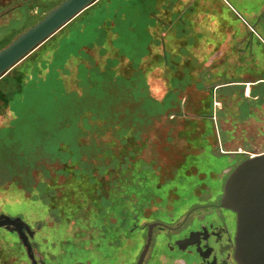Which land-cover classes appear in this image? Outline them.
Returning a JSON list of instances; mask_svg holds the SVG:
<instances>
[{
    "label": "rangeland",
    "instance_id": "374dc122",
    "mask_svg": "<svg viewBox=\"0 0 264 264\" xmlns=\"http://www.w3.org/2000/svg\"><path fill=\"white\" fill-rule=\"evenodd\" d=\"M6 1V7L0 9V49L63 0ZM143 1L146 0L97 1L89 12L79 16L83 21L81 27L72 22L66 31L49 40L48 47L57 46L62 37H70L80 28L78 39L89 41L92 30L95 32L98 28L95 21H100L101 10L115 23L108 27L105 22L101 23L100 31L111 44L116 41L117 50L123 53L118 56L107 43L103 56H99L97 47L87 49L85 52L97 69L84 66L81 87L76 86V61H69L64 66L66 74L60 76L61 85L45 84L42 78V85L28 89L26 95L19 97L25 103L15 104L16 115L0 108V215L20 219L33 232L29 238L31 249L49 264L82 262L81 242L90 235L92 237L97 229V224L83 223V212L89 201L95 198L93 190L98 185L103 193L113 179L112 187L122 185V168L120 172L117 170L119 174L111 172L117 163L123 165L131 161V158L127 159L128 154H133L136 160L149 167L150 178H154L148 191H142V207L137 202L140 217L135 224H142L153 220L164 209L169 212L170 205H178L182 213L190 203H198L200 196L195 200L197 189L189 187L200 184L208 187L214 181L207 176L200 181L196 174H217L235 162V155L219 154V149L224 153L246 152L252 156L264 152V86L257 82L254 89H248L247 98V90H241V83H245L246 89L247 82L264 78L258 62L250 66L254 58L249 60V50L245 51L241 44V39L248 35L244 23L250 26L260 0H148L154 11V24L145 22L139 13ZM179 17L182 18L183 32L175 27ZM253 32L255 42V35L259 32L254 28ZM150 37L152 44L147 57L145 44ZM189 39L193 40V45H185L184 41ZM252 45L258 61L256 46ZM46 56L41 53L26 57L16 66L19 70L28 67V76L34 71H39L42 76L45 71L40 69V61ZM114 56L121 59L115 58L113 72L104 75L101 72L104 59ZM129 61L133 63L128 65ZM169 66L174 70L169 71ZM111 74L112 78L106 77ZM9 77L0 82V89H5ZM173 78L177 79L172 83L174 86L170 82ZM138 79L146 85V89H142L145 97ZM88 82L91 84L89 89L86 88ZM221 85L226 86L213 91ZM6 89L16 88L11 84ZM147 99L157 104L154 107L157 106L158 112L152 115L145 112L140 116L143 110L151 107ZM80 105L109 111L113 108L111 118L114 121L110 124L90 121L85 112L81 114L82 120L75 123L81 133L78 144L90 148L89 153L94 151L85 160L91 165L90 178L79 173H58L62 164L37 149L46 144V149L52 151L58 139L57 124L60 122L64 127L70 124L65 122L74 119L65 110ZM151 109L155 112V108ZM131 110L139 114V122H134L133 116L130 118ZM11 125L13 130L7 132L6 128ZM126 127L129 132L117 137L115 131ZM72 138L76 139V136ZM124 138L128 141L126 144L121 142ZM8 141L13 145L10 153L14 154L25 145L30 151L19 170L27 174L31 189L22 190V185L9 183L11 169L8 160L3 158ZM31 154L35 156L31 157ZM119 155H123L122 158ZM70 168L75 170L77 167ZM172 171V179L163 181L171 177ZM162 182L164 189L160 186ZM37 185L38 191L34 189ZM181 185L186 186L189 194L179 191ZM151 191H159V196L151 198ZM176 197L189 202L174 200ZM129 207L130 202L125 201L124 209L130 210ZM156 207L162 209L155 210ZM112 221L109 220L108 226ZM85 247L91 249L94 245ZM137 251V248L132 250L131 257ZM105 253L110 254L108 250ZM121 257L124 259L125 254ZM24 262V251L16 236L0 230V264Z\"/></svg>",
    "mask_w": 264,
    "mask_h": 264
},
{
    "label": "trees",
    "instance_id": "16d2710c",
    "mask_svg": "<svg viewBox=\"0 0 264 264\" xmlns=\"http://www.w3.org/2000/svg\"><path fill=\"white\" fill-rule=\"evenodd\" d=\"M101 1V0H99ZM98 1V2H99ZM96 4L92 5L90 8L86 9L85 11H83L79 16H81L82 14H85L87 12H89V10L91 8H93L94 6H96ZM142 8H140V14L142 15V17L145 19L146 21H151L152 24L155 23V20L153 19V14L154 11L151 8V5L149 4V1H143V4H141ZM99 13L102 14L101 19L99 21V19H97L95 22L98 23V28H96L95 32L94 29L92 30V32L90 33L91 39L87 42L78 39L79 36V31L80 28L78 29V31L72 35V36H67V37H62V41H59L58 45L56 46L55 44H53L54 46L48 47V42H50L49 40L53 39L55 35L63 32L64 30L66 31V29L70 26V24L73 22H76V25H79L78 27H81V25L83 24L82 19H80L79 16H77L75 19H73L70 23H68L65 27H63L61 30H59L55 35H53L52 37H50L45 43H43L37 50H35L32 54H30L27 58L29 57H33L36 55H41V53L43 54H47L46 57H48L46 59H43L42 61H40V69L44 70V74L42 76H40V72L39 71H34L33 74H31L30 76H28V67H26L23 70H19L17 68V66H15L13 69H11L3 78L0 79V82L3 81L6 77H8L10 75V77L8 79H6V83L4 85L5 89H0V108H5L7 111H9V113H13V115H16V112L18 111L17 108L15 107V104L17 102H22V105L25 103L24 99H19V97L21 95H23L25 93L26 95V91L28 89L33 90L35 88H37V86L39 87L40 85H42V78L46 83H53L55 86H59L62 83V80L60 79L64 74H66V70H65V65L69 62V61H76V86L77 87H81V73L82 71L85 72L84 66H86L87 68L91 67L93 68V70L96 71L97 66L94 64V62L92 61L91 57L86 54V50L87 49H92L94 47H97L99 49L98 54L99 56H103L105 54V46L106 43L108 45H111L110 47L112 48V50L114 52H116V54L119 56L120 54H122L123 52L117 50V48H119L117 46L116 41H113V44H111L110 40H108V38H106L105 34H103L100 30V24L105 22L106 23V27L111 25H115V23L113 24L112 20L108 18V16L104 15L103 11L101 10ZM116 21V20H115ZM181 23H178L177 25H175V27L183 32V27L182 25L180 26ZM102 27V26H101ZM85 28V27H84ZM83 28V29H84ZM90 30V31H91ZM97 32V33H96ZM118 35V34H116ZM114 38H118L114 37ZM152 37L149 38V40L146 42V46L145 49L147 52L146 55L148 57L149 55V48L151 43ZM47 44V46H45ZM43 45L45 47H43ZM117 47V48H116ZM115 49V50H114ZM113 52V53H114ZM121 56V55H120ZM147 57H143V58H147ZM115 58H119L121 59V57H111V58H106L103 61V70H101V72L104 73H109V72H113V68L115 67L116 61ZM175 62V60H174ZM173 62V63H174ZM131 63H133V61H129L127 62L128 65H131ZM168 67V65H167ZM169 71H173L174 68L172 66H169ZM100 72V71H97ZM105 75V74H104ZM40 76V77H39ZM61 76V77H60ZM107 78L109 77H113L112 74L106 76ZM138 85H140L141 87V92H142V96L145 97V92L142 89H146V85L144 82H140V80L138 79ZM177 79L173 78L170 79L171 84L172 83H176ZM15 86L16 89H6V86H10V85ZM173 86L175 84H172ZM91 87V84L88 82L86 85V88L89 89ZM33 88V89H32ZM147 102L149 103V106L151 107H147V110H143V112L141 113L140 116L144 115L145 112L148 115H152L157 113V106L154 107V104L152 103L149 99H147ZM100 106V105H99ZM166 106V105H165ZM210 106V105H208ZM167 107V106H166ZM98 108V107H97ZM151 108H155V112L153 111V109ZM104 110V109H101ZM100 108L96 109L95 107H87L84 105H80L79 107H73L71 106L70 108L65 110V113L69 114V117L74 118L71 122L67 121L65 123H70L67 124L66 126L63 127L62 123H58V135H57V140H55L54 145L51 146L53 147L52 151L49 152L46 149V144H44L43 146H38L37 149L38 150H42V152L47 155L51 160L56 159L57 161H59L62 164V167L57 171L60 174H68L69 172H71L72 174H81V176H86L88 178L91 177V165L86 163V159L90 158L94 151L92 153H89L88 151L91 150L90 148H86L83 145H79L78 144V138L80 137L79 133V129L76 126L77 121H81L83 116H81V114L83 112L88 113L90 116V121H103L105 122V124H110L111 121H114L113 118H111V115L113 114V108L112 110H104L105 112L101 111ZM209 114L211 113L210 111H208ZM125 113V112H124ZM123 113V114H124ZM131 114V115H130ZM138 115L134 112V110H131L129 112V116L132 119V116L136 119L134 120V122H139L138 120ZM80 116V117H78ZM210 117V116H209ZM208 117V118H209ZM207 118V117H205ZM204 118V119H205ZM66 119V118H64ZM203 119V118H201ZM200 119V120H201ZM65 121V120H64ZM136 122V123H137ZM133 121L131 120L130 125H132ZM202 123V120H201ZM203 127V124H201ZM11 126H8L6 128L7 132H11L13 129H10ZM15 127V126H14ZM17 129V127H15ZM129 128V127H128ZM127 127L125 129H117L115 131V134L117 137L121 138L124 133L129 132L130 129H128ZM203 133V132H202ZM76 136V139L72 138L73 136ZM70 139V141H69ZM123 144H126L128 141H126V139L124 138L121 141ZM127 147V146H126ZM13 149V145L10 141H8L6 147H5V157H3L4 159L8 160L9 163V168L11 169L8 173V179H9V183H14L15 185H22V187H20V189L24 190V189H31L30 185L28 186V183H30L31 181L28 180V176L27 174H23L19 169H21V164L23 162L24 159H26V157L28 156L30 151H27V146L25 145V147H19V150H17L14 154L10 153L9 150ZM88 152V153H87ZM66 153V154H65ZM129 158H131V161L129 163L125 162V159H122L123 162H125V164L121 165V163H117V165H114L115 170L113 172H111V174H113L115 172V174H119L120 172V168H122V175L124 176L123 178H121L120 183L122 184L121 186L117 185L115 187L113 186V182L114 179L111 181V183L106 187V189L104 190V193L102 192V189L100 187V185L97 186V188L95 190H93V194L95 195L94 199H91L89 206L86 208V210H84L83 215L86 214L90 215V218L87 219L89 221V223H92L93 225H96L99 223V220H97L99 218V216L101 217V223L103 224V229L108 228V223L109 220H114V218L118 215H126L127 213V209H124L125 206V201H129L131 204V198L136 199V202L134 204V212L135 214H137V201L139 198L143 197L142 191L145 190V193L148 191V187L151 185L152 182H154V178H150L151 175V169L147 166H144L142 161H138L133 157V154H128ZM35 156L34 154H31V157ZM120 156V155H119ZM123 156V155H121ZM119 158H122V157ZM85 158L84 160H82V158ZM34 159V157L31 159V161ZM30 161V162H31ZM68 161V162H67ZM69 163V164H67ZM112 163H115V161H112ZM119 164V165H118ZM71 166H76L77 168L75 170H73L72 168H70ZM119 166V167H118ZM25 168V167H23ZM113 168V169H114ZM119 170V172L117 171ZM117 171V172H116ZM174 171V170H173ZM171 172V177L167 180H163V181H169L172 179V173ZM196 176L198 177V179L200 178V175L196 174ZM14 180V181H12ZM26 180V181H25ZM93 182V180H91ZM162 189H164L165 187L163 186V182L160 185ZM38 185L34 187V189L36 191H38ZM113 189H112V188ZM186 186L185 185H181L179 186V191H186ZM167 188V187H166ZM169 189L171 190V188L169 187ZM173 191V190H172ZM150 193V192H149ZM159 191H151V193L149 194L150 197H156L155 195H158ZM90 197V196H89ZM157 198V197H156ZM177 198V197H176ZM88 202V203H89ZM125 218L120 219V222L124 221ZM107 226V227H105ZM110 229V228H108ZM7 234L10 235V233L6 232ZM14 234V233H12ZM15 235V234H14ZM16 236V235H15ZM23 249V248H22ZM24 251V250H23ZM25 254V253H24ZM23 264H30L29 261L26 258L25 255V262Z\"/></svg>",
    "mask_w": 264,
    "mask_h": 264
},
{
    "label": "flooded vegetation",
    "instance_id": "af4514ba",
    "mask_svg": "<svg viewBox=\"0 0 264 264\" xmlns=\"http://www.w3.org/2000/svg\"><path fill=\"white\" fill-rule=\"evenodd\" d=\"M194 3L196 4L197 1ZM6 4V0H0V9L5 8ZM253 7L255 8V5ZM217 9L220 8L217 7ZM177 19L181 23L182 18ZM244 25L248 35L241 39L242 47L245 51L248 48L250 61L254 58L250 66L253 63L256 65L258 62L261 69L260 73L264 76V0L259 1L250 26L246 23ZM251 26L259 32L255 35V42L253 41L252 33L254 32ZM192 41L189 39L188 42L184 41V43H186L185 45H193L194 42L192 43ZM253 43L256 46L255 52H257L258 61L255 60L252 52ZM257 82L264 86V78H261L249 82V89H254ZM241 87L242 91L246 92L247 90L245 95L247 98L250 91L245 89V83H241ZM218 89H213V91ZM219 154L235 155V162H231L229 166L221 169L217 174H200V181L206 179L207 176L215 183L211 181L212 183H209L208 187L201 186V184L189 187L197 189L198 195L195 196V200L197 201L200 196L198 203L192 205L190 203L188 209L182 213H180L178 205H170L167 208L169 212H165L164 209V212L155 215L153 220L135 224L139 220L140 214H135V203L134 200H131L130 210L128 209L126 215H118L113 221L111 220L112 224L108 226L110 229H103L99 216L97 219L99 223L93 236L90 235V238H84L81 242L83 245L79 248V253L83 258L82 262L73 264H137L141 255L140 264H236L234 261L235 216L229 210L220 208L219 200L223 184L229 173L241 161L252 155L246 152L224 153L220 149ZM217 183L218 186H215ZM189 192L186 190L185 194H189ZM174 200L189 202V200L185 201L181 197ZM137 202L142 207L143 199L139 198ZM156 209L160 211L162 207H156ZM85 215H83L85 218H83V223L88 221V217L86 218ZM122 218L125 219L120 222ZM115 226L116 229L112 230ZM0 230L5 231L3 228ZM10 235L14 234L10 233ZM92 244L94 245L92 250L85 247ZM136 248L137 253L131 257V251ZM107 250L110 254L105 253ZM32 253L36 262L49 264L33 248ZM124 254L125 258L123 259L121 256Z\"/></svg>",
    "mask_w": 264,
    "mask_h": 264
},
{
    "label": "water",
    "instance_id": "95a60500",
    "mask_svg": "<svg viewBox=\"0 0 264 264\" xmlns=\"http://www.w3.org/2000/svg\"><path fill=\"white\" fill-rule=\"evenodd\" d=\"M97 1L63 0L16 36L0 49V79ZM219 207L235 216V263L264 264V152L245 158L229 173ZM0 228L16 235L30 264H41L34 260L29 244L33 232L20 219L0 215Z\"/></svg>",
    "mask_w": 264,
    "mask_h": 264
},
{
    "label": "crops",
    "instance_id": "0c3cea01",
    "mask_svg": "<svg viewBox=\"0 0 264 264\" xmlns=\"http://www.w3.org/2000/svg\"><path fill=\"white\" fill-rule=\"evenodd\" d=\"M247 84L250 85L249 82H247ZM248 85L246 86V87H248V88H246V89H249V88H250Z\"/></svg>",
    "mask_w": 264,
    "mask_h": 264
}]
</instances>
